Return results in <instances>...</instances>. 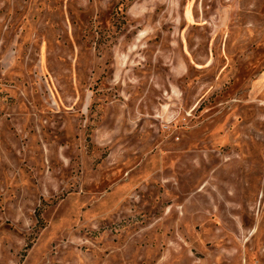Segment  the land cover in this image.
Returning a JSON list of instances; mask_svg holds the SVG:
<instances>
[{"label": "rangeland", "instance_id": "rangeland-1", "mask_svg": "<svg viewBox=\"0 0 264 264\" xmlns=\"http://www.w3.org/2000/svg\"><path fill=\"white\" fill-rule=\"evenodd\" d=\"M0 264H264V0H0Z\"/></svg>", "mask_w": 264, "mask_h": 264}]
</instances>
